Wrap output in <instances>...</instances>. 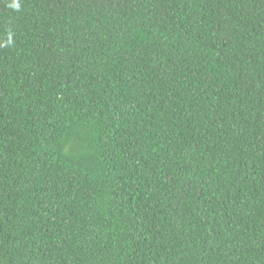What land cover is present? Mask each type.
Here are the masks:
<instances>
[{"label": "trees", "instance_id": "obj_1", "mask_svg": "<svg viewBox=\"0 0 264 264\" xmlns=\"http://www.w3.org/2000/svg\"><path fill=\"white\" fill-rule=\"evenodd\" d=\"M0 0V264H264V0Z\"/></svg>", "mask_w": 264, "mask_h": 264}, {"label": "clouds", "instance_id": "obj_2", "mask_svg": "<svg viewBox=\"0 0 264 264\" xmlns=\"http://www.w3.org/2000/svg\"><path fill=\"white\" fill-rule=\"evenodd\" d=\"M13 10L19 11L20 10V0H12V3L8 5Z\"/></svg>", "mask_w": 264, "mask_h": 264}]
</instances>
